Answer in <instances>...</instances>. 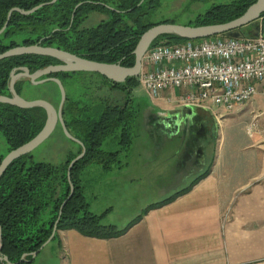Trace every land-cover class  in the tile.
<instances>
[{
  "label": "crops",
  "instance_id": "obj_1",
  "mask_svg": "<svg viewBox=\"0 0 264 264\" xmlns=\"http://www.w3.org/2000/svg\"><path fill=\"white\" fill-rule=\"evenodd\" d=\"M248 27L245 34L263 35L260 25ZM169 98L174 99L171 93L162 99L170 106L160 101L156 110L149 109L148 126L121 156V166L95 165L81 176L91 212L125 232L102 239L59 231L60 264H264V95L237 106L238 115L228 119L210 111L208 102L186 109ZM229 119L245 120L244 141L232 137L226 151L223 126ZM164 150L173 152L165 164L157 159ZM154 152L157 157L151 160ZM199 178L190 191L179 194ZM154 179L174 184L155 187L150 184ZM151 193L153 198L133 214L121 216ZM171 197L176 199L146 210ZM47 248L30 264L41 256L40 264L53 259L52 252L43 253Z\"/></svg>",
  "mask_w": 264,
  "mask_h": 264
},
{
  "label": "trees",
  "instance_id": "obj_2",
  "mask_svg": "<svg viewBox=\"0 0 264 264\" xmlns=\"http://www.w3.org/2000/svg\"><path fill=\"white\" fill-rule=\"evenodd\" d=\"M256 1L234 0L215 5L193 26L228 23L241 17ZM52 2L53 0H0V31L9 21L7 28L0 34V54L21 46L41 45L87 60L131 68L135 65L134 51L141 36L159 25L147 23V19L160 0ZM38 6L41 7L29 15L14 12L8 20L9 13L15 8L30 11ZM93 15L105 18L96 25L87 27L85 24ZM260 20L264 22V14ZM165 23L167 22L160 24ZM187 41L189 40L174 36H162L152 47L159 44L173 46ZM59 64L61 62L58 59L41 55L16 56L0 61V96H11L9 83L14 70L20 73V68L27 67L31 73H35ZM49 77L60 79L66 89L64 121L69 132L84 144L86 154L71 169V180L68 176L69 166L82 152L79 144V153L70 154L62 165L37 162L32 152L16 160L7 169L0 180V224L3 236L1 254L11 263L20 262L23 255L28 254V261L21 264H30L33 261L31 254L40 250L50 239L72 184L75 192L62 210L52 242L58 240V232L64 230H76L84 236L102 239L115 238L125 232L105 225L101 217L88 210L76 179L83 166L96 162L109 168L115 163L119 153H105L101 146L119 130L125 135L129 121L133 120V113L121 105L101 104L104 108L98 113L101 106L98 104L99 92L104 88L108 91L136 88L139 86V78H128L124 83L117 84L99 74L88 72H60L44 78ZM73 79H78L85 93L89 91L92 100L90 105L74 99L68 92L67 86L71 85ZM43 85L57 88L61 98L56 83L48 82ZM23 87L24 83L21 81L15 85L21 97ZM46 121L47 112L43 108L22 109L0 103V132L6 139L9 153L34 139L43 130ZM59 127L62 129L60 124L57 128ZM4 158L5 156L0 157V164ZM201 178L179 194L190 191ZM175 199L176 197H171L149 209L164 206Z\"/></svg>",
  "mask_w": 264,
  "mask_h": 264
},
{
  "label": "rangeland",
  "instance_id": "obj_3",
  "mask_svg": "<svg viewBox=\"0 0 264 264\" xmlns=\"http://www.w3.org/2000/svg\"><path fill=\"white\" fill-rule=\"evenodd\" d=\"M233 1L234 0H160L157 7L149 15L147 19L148 20L147 23H152V24L159 23L160 24V23L167 22V24H175V25H183V26L192 25L193 26L213 6L227 4ZM104 18H105L104 16L93 15L89 19V21L86 22L85 25L87 27L94 26L100 20ZM261 21L262 20H258L256 24H253V25H260L261 32L264 35V22H261ZM252 26L248 27V29L249 28L251 29ZM77 80L78 79H73L71 81V85L67 86L68 92L71 93V96L74 99H80L84 103H87L88 105H90L92 100L89 97L90 96L89 91H86L85 93L83 86H81L80 82H78ZM21 82L24 83V87L22 90V97L24 99L28 101L45 100L59 107L61 98H60V94L58 93L57 88H55L54 86H50V85L44 86L42 84L43 86L39 85L38 87V86L33 85L30 80H25ZM29 82L32 86L29 85ZM164 95H165V98L167 99V97L170 96V93H167ZM164 95L158 98L153 97L145 88L141 86L140 79H139V86L133 89L127 87L121 90L108 91L107 88H104L103 91L99 92L98 104L100 105L101 104L121 105V106L127 107L128 112L130 111L131 113H133L134 116H133V120L129 121L130 125L127 126L128 132H126L125 135L123 134L122 131L119 130L117 134L112 135L109 138H107V140H105L103 145L101 146V150H103L105 153H116V152L119 153L118 157H116V159L114 160L115 163L114 164L112 163L111 167L107 168L103 164L94 162L89 165L83 166L81 169H79L77 173L76 183L80 187V191L85 201H86V198L83 192V186H82L83 180L81 176L82 175L86 176L87 172H90L92 167L95 165H100L105 169H113L117 166H121L120 164L123 163L121 161V156L125 155L128 152L129 148L131 147L135 139L136 134L140 131H143L142 127H145L146 125L148 126L146 117L148 115L149 109L156 110L154 107L158 103L160 104V101L163 102L162 105L166 107L170 106V104L167 103L166 99L165 100L162 99ZM207 104L210 106V111H212L215 114H218V115L222 114L226 117L229 116V118H232L231 116L233 114L238 115L236 111L237 110L236 107L232 111L228 112L227 110H225V108H221L220 106H217V105H212L211 102H208ZM104 105L100 106L98 113L103 111ZM261 109L264 111V98L262 99ZM237 120L233 119L232 121V119H229V122L224 123L223 127L226 129L225 131H228V137H226V140L223 139L222 141L223 144L225 145V150L227 148H230L231 144L234 143V141L231 140L232 137L237 138L238 142L244 141V137L242 138L243 132L241 129H242V125H244L245 123V120L244 119H241L239 121ZM80 150L81 149L79 145L67 139L65 135L63 134L62 129L59 127V128H56L53 135L47 141H45L42 145H40L36 150L33 151V157H34V160L37 162H44V163H49L53 165H62L66 163L70 154H73V153L78 154ZM171 153L173 152H167L166 150H164L160 152L157 159L160 162H163V164H165L166 160L172 157V155H169ZM8 154H9L8 144L6 142L4 135L0 132V157L2 156L6 157ZM156 157H157V152H154V154L150 158L151 160H155ZM164 177L168 178V180L171 179L170 173L168 174L164 173ZM150 184L155 187L160 184L164 186H169V185H173L174 182L166 181L163 183H159L154 179L152 182H150ZM72 188H73V194H74L75 187L73 184L71 187L69 197L72 193ZM153 194L154 193L148 194V197L146 198L142 197V199L140 200L136 199L138 203H136L135 205H131L130 208L127 209L125 213L123 212L121 214V216L126 217V216L133 214V212L137 210L139 206H141L142 203H145L148 200H150L149 198H153L152 197ZM156 194L157 193H155V195ZM161 202L154 203L148 206L146 210H148L151 206L159 204ZM87 205H88V210L91 212L88 203ZM118 210L119 208L116 209V212H118ZM91 213L94 214L93 212ZM110 226H113L115 230L117 231L118 230L121 231V229L117 226H114V225H110ZM47 247H48L47 250L43 251V253L45 254L48 252H52L53 254V259L49 260L47 264H60V254L63 251V248L59 246L57 242L55 241L49 244ZM41 259H42V256L39 257L36 260V262L33 264H40Z\"/></svg>",
  "mask_w": 264,
  "mask_h": 264
},
{
  "label": "built area",
  "instance_id": "obj_4",
  "mask_svg": "<svg viewBox=\"0 0 264 264\" xmlns=\"http://www.w3.org/2000/svg\"><path fill=\"white\" fill-rule=\"evenodd\" d=\"M139 79L153 97L168 92L174 97L168 100L181 106L211 102L232 110L264 95V36L155 45L144 57Z\"/></svg>",
  "mask_w": 264,
  "mask_h": 264
},
{
  "label": "water",
  "instance_id": "obj_5",
  "mask_svg": "<svg viewBox=\"0 0 264 264\" xmlns=\"http://www.w3.org/2000/svg\"><path fill=\"white\" fill-rule=\"evenodd\" d=\"M56 1L57 0H53L52 3ZM41 6L35 7L30 11H23L18 8H15L11 10V12L9 13L8 20H10L14 12H20L21 14L29 15L37 11ZM263 14H264V0H257L247 9V11L241 17L224 24H214V25H204V26H183V25L165 23V24L156 25L150 28L141 36L137 44V47L134 51L135 65L131 68L123 67L120 64H106V63H99V62L87 60L63 50H59L53 47H43L41 45L21 46L8 50L3 54H0V61L16 56L41 55V56H50L56 58L61 62V64L59 65L49 66L47 68L37 70L35 73H31L27 67L20 68L19 69L20 73H17V70H14L12 72L11 80L9 83V90L11 96H0V103L9 104L22 109L43 108L47 112V121L43 130L34 139L26 143L25 145L11 151L2 160L0 164V180L7 171V169L16 160L20 159L25 155L32 153L40 145H42L45 141H47L55 132L58 124L61 125L65 136L69 140L79 144L83 150L82 153L76 159H74L70 164L69 175H68L70 180H71V176H70L71 169L86 154V148L84 144L69 132L64 121L63 108L67 100V93L62 81L58 78H51V77L44 78V77L52 74H57L60 72H88V73L99 74L114 83L121 84L124 83L128 78L140 77L145 55L152 47V45L155 43V41L162 36H174L189 41L202 40L216 36H226L229 38H236V39H239L243 36L256 38L260 35L259 31L253 33L252 35H247L243 32V28L255 24L258 20L261 19V16ZM8 24L9 21L0 31V34L4 32ZM25 80H30L31 83L35 86H39L48 82L56 83L61 93V101L59 107L56 108L53 104L45 100L28 101L23 97H21L17 93L15 85L18 81H25ZM185 108L187 109L192 107L186 106ZM72 195H73V188H72V193L68 198V200H70ZM68 200L63 203L60 216ZM60 216L58 221L56 222L52 236L41 247L40 250L31 254L32 259H35L39 255L41 250H43L55 238L57 227L60 221ZM2 243H3L2 226L0 224V263L21 264L22 262L28 261L27 258L29 257V255L25 254L23 255L20 262L11 263L6 256H3L1 254Z\"/></svg>",
  "mask_w": 264,
  "mask_h": 264
}]
</instances>
